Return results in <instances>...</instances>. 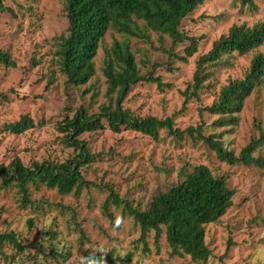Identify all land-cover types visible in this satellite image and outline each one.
Masks as SVG:
<instances>
[{"label": "rangeland", "instance_id": "1", "mask_svg": "<svg viewBox=\"0 0 264 264\" xmlns=\"http://www.w3.org/2000/svg\"><path fill=\"white\" fill-rule=\"evenodd\" d=\"M0 2L7 9L0 11V51L14 63L0 62V164L8 165L16 157L26 166L62 163L75 155L74 148L64 143L59 124L74 117L80 107L95 115L110 103L103 69L115 40L131 45L143 74L154 71L170 85L163 90L153 83L134 86L124 102V108L134 116L173 117L180 130L204 122L205 134H221L224 146L236 155L264 131V80L246 100L236 126L214 128L216 116L199 115V108L211 105L229 80L244 77L251 59L264 52V46L248 55L224 56L209 66L211 76L201 91L200 102H186L185 95L193 85L198 59L216 40L235 25L252 27L264 22L263 0L246 7L239 0H206L179 27L185 35L199 39L198 50L187 63L169 59L167 51L172 49L183 56L188 42L173 46L168 36L162 41L159 34L145 30L144 22L139 26L146 38L126 37L110 30L97 55L94 78L81 87L68 85L59 66L61 39L69 28L64 0ZM24 116L34 121V128L21 135L6 130ZM80 139L88 143L94 157V162L82 169L85 179L94 184L90 189L61 195L44 185H30L33 204L23 208L15 187L0 186V233L13 232L23 244L36 245L24 252L3 245L0 264H79L80 256L100 246L115 258L133 254L128 264H203L193 263L188 256L171 255L165 234L157 249L153 231L147 237L150 252L145 253L140 226L123 206L111 204L109 208L115 219L121 218L118 227L104 215L110 188L134 208L147 211L156 195L167 192L200 165L226 177L228 187L235 191L226 215L206 227V244L212 251L206 264H264V170L227 165L202 142L176 139L167 130L160 131L158 140L132 130L116 134L107 128ZM255 156H264V146ZM28 221H34L33 227Z\"/></svg>", "mask_w": 264, "mask_h": 264}, {"label": "trees", "instance_id": "2", "mask_svg": "<svg viewBox=\"0 0 264 264\" xmlns=\"http://www.w3.org/2000/svg\"><path fill=\"white\" fill-rule=\"evenodd\" d=\"M206 0H64L69 28L68 35L61 39L59 49V66L66 78V83L74 87L87 85L95 76V62L107 33L115 30L119 34L132 38H146L139 22H144L145 30L161 36H168L173 46L188 42L183 56H177L172 49L167 51L169 59L177 58L187 63L198 50L199 39L189 37L180 31L181 22ZM257 0H239L243 7L252 6ZM264 1V0H263ZM0 11L7 9L0 2ZM264 46V22L252 27L235 25L227 35L216 40L211 50L197 61L193 85L187 91L186 102L196 99L211 73L209 66L215 65L224 56L238 54L248 55ZM0 62L12 63L8 54L0 51ZM157 66L153 67L156 70ZM103 75L106 79V96L110 103L103 105L99 114L90 115L86 108L80 107L74 117H67L58 127L63 134V141L69 148H74L75 155L62 163L51 161L37 162L26 166L19 157L10 164H0V186L3 189L15 187L21 195L22 207L32 205L30 185H44L56 190L61 195L78 193L90 189L94 184L87 181L82 169L94 162L88 143L81 140L86 133H96L109 129L120 134L123 129L132 130L158 140L161 130H167L176 139L190 138L205 144L215 152L218 160L227 165L242 164L264 170V156H255L258 148L264 146V131L258 138H253L239 155L227 149L221 134H205V123L197 127L180 130L175 127L173 117L158 119L156 117L140 118L124 108L131 89L140 83H153L163 90L170 85L154 71L143 74L137 65L131 45L126 41L115 40L107 54ZM264 80V52L257 53L250 62V68L242 79L229 80L224 85L211 105L201 106L199 115L205 113L216 116L212 123L214 128L233 127L238 124L246 100ZM115 95V97H114ZM104 121L106 123H104ZM34 121L24 116L18 122L6 126V130L15 135L24 134L34 128ZM104 205V215L112 223L115 218L110 212L111 204L122 207L139 224L140 240L145 244L144 252H150L148 235L155 232V246L163 234L170 247L171 255L190 257L193 263L206 264L212 257V251L206 244V227L223 218L232 206L235 191L228 187L224 176H216L205 165L197 166L185 179L172 186L167 192L156 195L147 211H140L127 200H122L110 188ZM33 227L34 221H28ZM54 237L55 233H49ZM9 245L18 252L35 248V244H23L18 236L0 233V248ZM109 264H128L133 254L115 258L113 254L105 256Z\"/></svg>", "mask_w": 264, "mask_h": 264}, {"label": "clouds", "instance_id": "3", "mask_svg": "<svg viewBox=\"0 0 264 264\" xmlns=\"http://www.w3.org/2000/svg\"><path fill=\"white\" fill-rule=\"evenodd\" d=\"M121 223V218L116 217L114 226L118 227ZM108 249L100 246L96 247L93 251L88 252L87 255H82L79 258V264H106L105 256ZM99 254V255H98Z\"/></svg>", "mask_w": 264, "mask_h": 264}]
</instances>
